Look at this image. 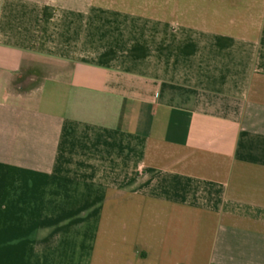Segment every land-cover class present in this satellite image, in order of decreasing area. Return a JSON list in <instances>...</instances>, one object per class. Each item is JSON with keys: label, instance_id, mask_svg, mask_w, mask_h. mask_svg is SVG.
Returning a JSON list of instances; mask_svg holds the SVG:
<instances>
[{"label": "crops", "instance_id": "obj_1", "mask_svg": "<svg viewBox=\"0 0 264 264\" xmlns=\"http://www.w3.org/2000/svg\"><path fill=\"white\" fill-rule=\"evenodd\" d=\"M0 264H264V0H0Z\"/></svg>", "mask_w": 264, "mask_h": 264}]
</instances>
